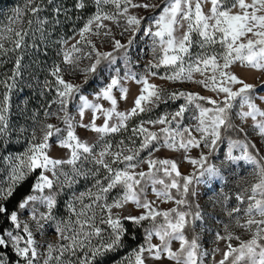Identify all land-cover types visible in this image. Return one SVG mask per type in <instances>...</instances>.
Instances as JSON below:
<instances>
[{
    "label": "snow or ice",
    "instance_id": "6c2138e0",
    "mask_svg": "<svg viewBox=\"0 0 264 264\" xmlns=\"http://www.w3.org/2000/svg\"><path fill=\"white\" fill-rule=\"evenodd\" d=\"M94 3L97 11L79 30L80 39L70 46L66 39L57 43L61 48L62 62L69 65L67 69L69 73H75L79 67L80 56L75 53H82L92 60L86 68L80 70L85 77L84 84L88 83L89 74L98 73L102 60H107L110 66H115L117 57L114 53L123 50L120 57L125 69L123 74L120 67H110L107 82L101 84L99 90L93 93L96 100L108 101L111 107L105 108L100 103L91 102L87 95L81 93L82 85L66 81L62 75L65 70L60 65H54L51 75L56 80V99L52 103L59 107L56 112L45 114L55 116L66 125V137H58L56 143L60 148L68 149L70 156L67 159L53 158L45 151L51 147L49 140L53 135L61 133L60 127L50 123L41 125L39 138L35 130L32 132V140L39 139L40 142L30 143L28 151L24 157L20 158V166L14 169L11 184L0 186V216H5L12 226L0 229V248L13 250L17 257L14 264H103L100 257L108 252L118 251L124 246L127 229L122 223L123 220L135 225H141L143 221H151L152 223L145 230V244L139 247L134 260L129 261V264H146L148 259L161 260L165 257L174 261L175 264H202L203 258L210 254L201 248L196 237L188 240L184 235L186 226H193L195 230L196 222L204 221L205 217L199 210L200 206L197 205L198 210L194 213L177 211L176 208L162 211L154 206L155 201H149L147 198L142 200L136 189L142 181L150 182L153 186L160 184L163 186L162 190L153 187V192L162 202L174 200L170 189H176L181 198L176 199L175 203L190 207L188 196L198 195L194 185H211L227 174V166L244 161L254 166L253 176L256 182L251 184L250 189L245 188L243 193L237 195L238 205L228 209V215L242 213V216L235 217L236 224L246 232H250L251 239L242 240L225 227L224 234L219 232L214 234L217 245L219 241H225V250H221L219 246L214 247L211 255L214 258L215 253L222 252V258L215 264H228L230 257L231 264H264V163H261L264 157H260V149L251 140L244 143L234 141L230 142L228 152L219 167L208 162V156L212 154L221 139V129L227 130L232 127L229 122L230 110L234 106L233 101L237 98H239L240 110L236 115L241 121L251 118L253 131L260 139H264V110L256 103L259 100L264 104V95H261L254 85L239 78L234 71H230L236 64L264 71V0H160V3H152L151 0H94ZM109 4L115 11L103 10V6ZM206 4L211 5L207 12L204 11ZM45 5L52 6L54 22L58 23L59 17L66 10L57 4L56 0H27L26 9L15 10L9 24L0 31V65L5 62L12 63L10 74H4V77L0 79V87L4 89L3 93H0V143L12 131L11 93L19 87L23 75L21 71L23 49L28 47L26 37L32 30L31 19L27 21V28L20 22L25 12H30L38 20L35 31L40 32L41 37H45V26L48 22L38 16L44 11ZM85 6L86 0H77L75 4L78 10L84 9ZM157 8H160L159 14L154 15L150 20L144 16H137L132 11ZM120 19L126 21L121 35L129 33L127 42L122 43L121 40L113 38L112 51H99L89 37L100 35V29H105L103 35H110V29L104 21L119 24ZM142 21L147 23V27H141ZM177 33L180 34L177 35ZM137 34L153 38L151 49L153 59L149 61V68L145 74L139 76L132 72L130 67L131 52ZM194 35L198 39H193ZM82 42L90 46L91 51L83 52V49L78 47ZM217 44L220 46V51L214 48ZM193 47H198L200 51L193 53ZM13 56L14 59H12ZM160 67L170 69V74L159 77L161 80L194 82L201 85L203 89L216 93L215 98L191 92L167 93L156 84L150 83V78L158 74L152 69ZM197 73L202 77L201 79H194V74ZM128 80H134L142 87L138 95L133 98V106L128 110L118 111V98L114 95V91L119 93V99H127L129 89L124 84ZM233 85H240V87L234 90ZM51 87L52 85L45 81V88ZM261 90H264V85ZM76 96L80 102L76 111L81 121L85 117L86 110L91 112L88 123H80L69 114V104ZM180 97H184L187 104L181 105L174 113L165 114L156 120H141L135 127L128 128L127 122L131 117L149 112L160 103H167L169 99L175 100ZM197 101H206L213 107H204ZM193 103L198 109V115L194 116L197 121L194 131L200 134L199 139L193 134L192 127L180 126L184 113L187 111V105ZM101 117L103 122L98 125L96 121ZM77 124L85 130L99 134L101 140L122 131L128 132L129 135L127 142L121 139L115 145L104 140L97 153L93 151L94 145L82 141L76 135ZM156 125L162 127L157 131L148 127L154 128ZM237 127L247 137V129ZM19 131L24 132L26 129L21 128ZM161 138L160 146L169 149L180 148L187 152L189 147L203 146L209 151L207 154L202 152L198 159L186 157L195 171L182 175L173 160L153 158V153L160 150L154 142L159 143ZM137 140H139L138 145ZM234 148L240 150L239 155L233 154ZM145 150H148L146 159L141 157V153ZM81 157L84 159L91 157L95 166L90 170L93 177H98L101 169L105 171V175L102 179L94 180L95 192L90 189L87 193L73 195L67 204L71 216L64 219L58 215V201L55 195L33 193H43L45 189L51 190L54 183L70 188L77 182V177L85 175L76 167ZM257 157L260 158L257 159ZM62 164L72 165L71 175L57 172L58 166ZM121 164L124 165L123 168L113 167V165ZM142 164L147 165V172L136 171ZM24 169L28 172L40 169V174L31 192L18 202L15 210L9 212L4 202L13 197L14 189L25 179L27 173ZM161 171L165 177L169 178V182L156 175ZM46 173H51V176ZM173 173L175 176L172 175ZM61 176H63L62 180ZM118 185L124 189L122 196L108 203L107 194ZM211 191L212 189L209 188L205 195L208 196ZM249 191L247 206L241 209L239 204L245 203V194ZM86 198L89 200L88 203H85ZM129 201L141 210L139 215L131 213L123 215L119 211L124 209ZM37 202L44 207V211H38L34 207ZM29 208H31L30 218L35 223L36 229L52 228L57 237V243L38 245L33 229L27 222L22 224L19 217L21 211ZM98 215L100 223L107 224L111 228L106 238L101 236L103 229L96 223ZM157 217H162L163 222L157 223ZM13 229L16 231L14 232ZM96 237H100V240L97 244H93L92 241ZM153 237L158 238L160 243H151ZM174 240L179 241L180 244L176 251H173L171 247ZM233 240L238 241V244L234 246ZM41 247L43 252L40 250ZM145 253L148 255L145 256ZM0 264H6L3 256H0ZM9 264H11L10 260Z\"/></svg>",
    "mask_w": 264,
    "mask_h": 264
},
{
    "label": "rangeland",
    "instance_id": "374dc122",
    "mask_svg": "<svg viewBox=\"0 0 264 264\" xmlns=\"http://www.w3.org/2000/svg\"><path fill=\"white\" fill-rule=\"evenodd\" d=\"M152 3H160V0H151ZM211 7L210 4H206L204 6V11L207 12L208 9ZM15 10L11 13V16L9 17L8 22H0V31H2L10 22L12 17L15 14ZM103 10L105 12H112L115 11L114 7L112 5H104ZM134 14L137 16H144L150 20L154 15H158L160 12V8H157L155 10H143V9H135L132 10ZM106 25H108V29H110V35L105 36L103 35L105 29H100V35H91L89 38L92 40V43L96 46V48L101 52H109L112 51V40L113 38L121 40L122 43L127 42V37L129 33H124L122 36L121 33L124 30V27L126 26V21L123 19H120L119 24L113 23L112 21H104ZM17 26V25H16ZM141 27H147V23L145 21H142ZM180 33H177L179 35ZM80 37L78 33L74 36V39L71 38L69 40V46L71 44H74L76 40H79ZM193 39H198L197 36H193ZM78 47L83 49V52H89L91 51L90 46L86 45L85 43H81L78 45ZM153 47V38L152 37H145L142 34H137L136 40L134 41V47L131 52L132 57V63L130 65L131 71L136 73L138 76L145 74L146 70L149 68V61L153 59V53L151 52V49ZM214 48L217 51H220L219 44L215 45ZM193 53L199 52L200 49L198 47H193L192 49ZM123 50L119 52H115L114 55L117 57V64L115 66H110L107 60H102L101 64L98 68V73L96 74H89L88 76V83L84 84V75L80 70L86 68L92 60L84 56L82 53H75V55L80 56L79 61V67L78 70L75 73H69L67 72V69L69 68V65L65 64L63 69L65 70L62 75L63 78L71 82L73 84L82 85L81 93L88 96V99L91 102L94 103H100L105 108L111 107L110 103L108 101L104 100H96L93 96V93L97 92L99 90V86L101 84H104L107 82V78L109 75V68L110 67H120L121 73L123 74L124 66L120 61V57ZM94 55V54H93ZM152 71H156L158 74L157 76L150 78V83H154L160 88L164 89L167 93L172 92H191V93H199L200 95H203L205 97H213L215 98L216 93H213L209 90L203 89L201 85H198L194 82H172L168 80H161L159 77L164 76L166 74H170V69L166 67H160L159 69H152ZM230 71H234V73L241 79H243L245 82L252 84L255 86L256 90L261 92V95H264V90H261L262 85H264V71H257L254 69H250L247 67H241L239 64L233 65L232 69ZM200 75L194 74V79H201ZM125 87L129 89V95L127 99H119V93L114 91V95L118 98L117 103V110L118 111H125L130 109L133 106V98L138 95L139 90L141 89L142 85L137 84L134 80H128L124 84ZM233 89H237L240 87V85H233ZM223 95V94H221ZM12 103V102H11ZM78 96L74 97L73 100L69 104V114L76 118V121H79L80 123H88L91 118V112L90 110H86L85 117L81 121L76 108L79 104ZM197 103H200L204 107H213L210 104H207L206 101H197ZM256 103L259 105V107L264 110V104L260 103L259 100L256 101ZM187 104V101L184 97L177 98L175 100L169 99L167 103H160L158 106L153 107L151 111L140 113L137 116H133L129 119L127 122L128 128L131 129L132 127H135L138 125L141 120H156L159 117L165 115V114H171L174 113L179 109L181 105ZM233 108L230 110V117L229 122L231 123L232 127L228 128L227 130L221 129V139L218 141L217 147L212 152L211 155L208 156V162L210 164L220 166L221 161L223 160L224 156L228 152L229 144L230 142L238 141L240 143H244L248 140H251L257 144V147L260 149V157H264V139H260L255 131L252 129L253 121L251 118H248L247 121H241L239 117L236 115V113L240 110L239 109V98H237L235 101H233ZM19 108H21V105H18ZM59 105L52 103L51 104V110L49 113L56 112ZM46 113V112H45ZM198 115V109L195 107V104H188L187 105V111L184 113V118L181 121V127H192L193 128V134L196 136L197 139L200 138V134L196 133L194 131V126L197 124V121L194 119V116ZM19 119L21 120L20 115H15L11 108V118H10V126L12 128L11 133L3 140L2 143H0V186H7L11 184V177L13 175L14 169H17L21 164V159L24 157V154L28 151L30 143H39L40 140H32V132L35 130L36 136L39 138L41 137L40 132V126L43 124H53L57 127H60L62 129L61 133L58 135L54 134L53 137L49 140V144L51 145L50 148L45 149V151L53 158H61V159H67L70 156V151L68 149H63L58 146L56 143L58 140V137H66L67 131H66V125H64L60 120H58L53 115H46L42 118V121L40 122L38 119L35 118L34 120L31 119L28 123L29 128L21 127L23 129H26L24 132H20L19 129ZM258 119H260L258 117ZM22 123L24 120H21ZM103 122V117L98 119L96 123L99 125ZM237 126L243 127L247 129L248 135L247 137L243 132L239 130ZM153 131H157L161 125H156L154 128L152 126H148ZM76 135L82 140L87 143H90L94 145L93 151L99 152L100 148L97 147V143L101 141L99 134L92 132L90 130H85L81 127H79V124L75 127ZM113 135H119L117 138L118 143L121 139H125L127 142V137L129 135L128 132H120ZM106 136V137H110ZM105 138V137H104ZM16 145L20 148L19 152L17 154L14 153L13 149H9L10 145L12 144ZM112 143V141H110ZM136 144H139V140L136 141ZM155 146L160 147V150L153 153V158H159V159H171L177 164V169L182 175H187L195 171L194 166L189 163V160L186 159V157H189L191 159H198L200 154L203 152L205 154L208 153L207 148H203V146L199 148L189 147V150L186 152L184 149L177 148L175 150L169 149L167 147H162V138L159 143L154 142ZM115 145V144H114ZM251 150V149H250ZM234 155H239L240 150L238 148L233 149ZM253 154L255 152L253 151ZM142 158H148V150H145L141 153ZM260 157H257L259 159ZM82 158V157H81ZM79 161H77L78 163ZM261 163H264V161H261ZM66 164H62L58 166L57 172L60 168H64ZM124 167V165H123ZM122 167V168H123ZM40 171V169H37ZM35 170V171H37ZM148 171L147 165L142 164L139 168L136 169V171ZM26 173H33L28 172L27 169H24ZM63 172L61 169L59 170V173ZM254 172V166L251 164H248L244 161H240L237 163H234L230 166H227V174L218 180L214 181L211 185H194L198 195L193 197L191 195L188 196V199L190 201V207L188 205H177L175 203L176 199H180V195L177 193L176 189H170L171 194L174 196V200L168 201V202H162L161 200L157 199V196L155 192H153V187H155L157 190H162L163 186L160 184L152 185L150 182L145 183L141 182V185L136 189V191L139 193L141 199L147 198L149 201H155L156 207H158L162 211H167L172 208H176L177 211H191L196 212L197 205H199V210L201 211L202 215H204L205 219L204 221H197L195 224V230H193V226H186L184 229V235L186 239L191 240L194 237L198 239V243L200 244L201 248L204 250H207L210 254L209 256H206L203 258L202 264H215L216 261H219L222 258V252L215 253L214 258L212 257L211 253L214 247L219 246L221 250H225V241H219V244L217 245L215 241V233L219 232L221 234H224L225 227H227V230L231 233H233L236 236H239L242 240H248L251 239V233L246 232L243 228L238 227L236 224L235 217L242 216V213L234 214V216L228 215V209L235 207L238 205V201L236 199L238 194L243 193L245 188L250 189L251 184L255 183V179L253 176ZM68 173V172H63ZM47 175L51 176V173H46ZM71 175V173H68ZM160 178H164L166 182H169V178L164 176V173L158 172L156 174ZM175 176V173L172 174ZM60 179H63V176L60 177ZM218 185V186H217ZM63 187H60L62 189ZM211 188L212 191L209 193L208 196L205 195V193L208 191V189ZM92 190L93 192L96 191V189L93 188V184H90L88 187L84 188V190H81L79 188L78 182L73 184L70 188L67 187L66 190H61V196L59 195L58 190H55L54 186L53 189H45L43 193H33L36 195H48L49 193L56 196L58 201V215L61 218L67 219L71 216V213L68 210L67 204L72 199L73 195H78L81 192L87 193L88 190ZM118 189L121 193L120 196L123 194V187L118 185ZM143 189V191H141ZM247 195H250V191L245 194V203L239 204V207L241 209L245 208L247 206ZM60 200H63L60 203ZM213 201H215V204H213ZM88 199H85V203H88ZM34 207L38 211H44V207L40 205L38 202L34 205ZM77 208H79V205H77ZM127 210V211H125ZM116 211V210H114ZM123 215H127L128 213H131L132 215H139L140 211L136 208L135 204H133L131 201H129L127 204H125L124 209L119 210ZM31 208L21 211L19 213L20 221L23 224L24 222H27L29 226L33 229V233L35 236V239L40 246H46L47 243H57V237L55 233L53 232L52 228L46 227L44 230H37L35 223L30 218ZM174 215V214H173ZM124 221V220H123ZM157 223H162L163 218L157 217ZM243 223V220H241ZM152 222L151 221H143L142 225L144 226L145 230L150 226ZM12 227V226H11ZM255 227V226H253ZM15 232L16 230L13 229ZM21 235H24L21 233ZM151 243L153 244H159L160 241L158 238L153 237ZM233 245H237L238 241L233 240ZM171 247L173 251H176L179 249L180 244L179 241H172ZM41 252H43V247H41ZM145 256L148 254L145 253ZM0 256H3L0 254ZM4 257V256H3ZM5 258V257H4ZM231 257L229 259L228 264H231ZM146 264H175L174 261L168 260L166 257L162 258L161 260H153L148 259Z\"/></svg>",
    "mask_w": 264,
    "mask_h": 264
},
{
    "label": "trees",
    "instance_id": "16d2710c",
    "mask_svg": "<svg viewBox=\"0 0 264 264\" xmlns=\"http://www.w3.org/2000/svg\"><path fill=\"white\" fill-rule=\"evenodd\" d=\"M66 11L59 17V22H54V17L52 14V6L45 5L44 11L40 12L38 16L42 19L47 20V25L45 26L46 35L41 37L40 32L35 31L38 24L36 16H33L30 12H25L23 20L20 22L25 28L28 27L27 21L32 20V30L29 31V35L26 37V43L28 47L23 49L24 58L22 60L21 71L23 73L20 79L19 87L16 88L11 93L12 111L15 115H20L19 125L21 127L29 128L28 123L31 119L39 118L41 122L42 118L45 116V112L51 110L52 101L56 99V80L55 77L51 75V71L54 65H60L63 69L64 63L62 62L63 57L61 54L60 45L57 41L70 40L73 38L81 28L85 25L87 20L97 11V6L94 0H86V6L84 9H76L75 4L77 0H56ZM27 6V0H0V22H8L11 13L14 9L25 10ZM19 26V25H17ZM34 32V35H33ZM35 45V47H33ZM11 46V45H6ZM15 57L13 56L12 59ZM12 69L11 62H5L0 65V79L4 77V74H10ZM45 81H48L52 87L45 88ZM4 89L0 87V93H3ZM18 105H21L19 108ZM119 135H113L110 137H105L104 140L112 141L116 144ZM104 140L97 143V147L103 145ZM10 145L9 149H13L14 153L17 154L20 148L16 145ZM100 148V147H99ZM64 168H60L63 172H68L72 174V165L66 164ZM123 167L121 165H113V167ZM76 167L85 173L80 177H77V182L79 188L84 190L90 184L94 183L96 178H103L105 171L100 170L98 177H93L90 174L95 166L91 161V157L84 159L83 157L76 164ZM59 169V170H60ZM58 170V173H59ZM40 171H34L33 173H27L25 179L19 183L14 189V195L9 200L4 202L11 212L16 209V206L20 200L26 197L32 190L33 184L36 182ZM105 184L107 181H103ZM61 186L54 183L55 190H58L61 196V190H66L67 186L60 189ZM121 195L118 186L113 188L108 194L107 202L111 203L114 198ZM63 200H60V203ZM89 201V200H88ZM74 219V217H73ZM97 225L103 229L101 236L107 237L111 232V228L107 224L100 223L99 215L96 220ZM124 227L127 229L126 235L124 236V246L115 252H108L103 257H100L103 264H129V261H133L135 258V253L138 251L139 247L145 244V228L141 225H135L130 221H122ZM11 224L5 216H0V229L10 228ZM100 237L93 239L92 243L97 244ZM0 254L5 257L6 264H14L17 257L14 255L11 248H0ZM78 255H83V253H78ZM67 257H65L66 259Z\"/></svg>",
    "mask_w": 264,
    "mask_h": 264
}]
</instances>
